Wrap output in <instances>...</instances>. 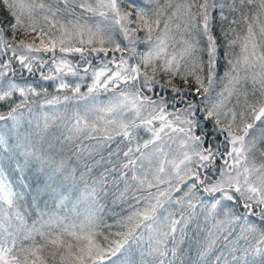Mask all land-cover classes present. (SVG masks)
Masks as SVG:
<instances>
[{"label":"snow or ice","instance_id":"1","mask_svg":"<svg viewBox=\"0 0 264 264\" xmlns=\"http://www.w3.org/2000/svg\"><path fill=\"white\" fill-rule=\"evenodd\" d=\"M37 72L93 101L53 139ZM0 264H264V0H0Z\"/></svg>","mask_w":264,"mask_h":264},{"label":"trees","instance_id":"2","mask_svg":"<svg viewBox=\"0 0 264 264\" xmlns=\"http://www.w3.org/2000/svg\"><path fill=\"white\" fill-rule=\"evenodd\" d=\"M80 0H77V3H79ZM89 3H92L93 5H95L96 0H88ZM163 2V0H161V3ZM136 3L138 4H143V0H136ZM76 12L79 14L81 12V9H79L78 7L76 8ZM85 18H88V22L91 23L93 20L96 21V19H101L98 16L93 17L91 13H85L84 14ZM68 17H65V19H67ZM83 22V21H81ZM111 55V54H110ZM117 56H119L120 54L117 53ZM76 60H79V57L76 56L73 59V62L75 63ZM96 64H98V61L93 60V66H95ZM18 67V65H17ZM45 72H47V68L44 69ZM25 77L28 79L29 82H35L37 84H43L47 90L48 93L50 94L49 98H51V95H59V96H64V95H71V92H57L56 88H55V83L53 81H42L40 79L39 73L37 72L35 75H28L27 73H24ZM66 80L71 83L73 86L79 82L81 84V92H87V88L85 87V84L87 83L85 80H79L76 77H66ZM220 91V86H216L215 91L212 92V98L216 97V92ZM149 95H151L149 93ZM41 99H43V97H41ZM74 101V100H73ZM70 101L68 102V104H65L63 101V105L64 107H62L61 109H52L53 107H55V105H45L43 108H39L37 106V108L34 110L35 115L32 118V125H33V129L36 128V124L37 122H39L40 124V129H43V125H44V117L45 115L48 116L49 118V128L47 130V136L49 139H53L54 137H59L61 135V133H66V127L65 124L67 123L69 118L74 117L73 114H70L71 112H69V110L72 108V106L74 105V103H76V101ZM235 98H232L231 103H229V107L232 106V104H234ZM73 111V110H72ZM70 114V115H69ZM53 117H55V119H53ZM149 133H147L146 131H144L143 129H140L139 131V136H140V142L142 143L143 140L148 139L149 138ZM89 143L88 141H85V144ZM56 146L60 147L59 143L56 142ZM66 148H71V145H67ZM68 155H71V151H68ZM107 154L105 153V156ZM97 159H99V157H96ZM90 164L92 163L91 160L88 161ZM103 171V166L98 167L95 172L98 175L99 172ZM124 187L123 183L120 184L119 188L122 190ZM152 191V190H151ZM142 193H136L137 196L141 195ZM144 195H146V193H143ZM119 196V191H117V188L115 185L111 184V178H109V195L107 197V199H105L104 201H102V203L104 204V212H103V219L104 222L106 224L112 225L113 227L111 228V231L115 232L117 230H121V226L117 224V221L120 220L121 218H126L133 210H135L136 208V202L135 200L132 199H128L127 201H119L117 200L116 203H113V200ZM129 196H131V193H129ZM173 196V200H175L174 194H172ZM180 196V195H179ZM129 205H132V207H129ZM142 206V204L140 205V207ZM186 207V206H185ZM87 209V204H81L80 205V210L81 211H86ZM170 211H176L177 212V218H179L178 215V210H176L175 208L169 207ZM201 209L200 207H197L196 212H200ZM201 222H203V217H200ZM29 223H31V221H29ZM105 231H107V229H105ZM191 232H190V236H191ZM192 245H193V249H195V240L193 238L192 240ZM188 245L185 244V247H187ZM195 255V252L193 251V256Z\"/></svg>","mask_w":264,"mask_h":264},{"label":"rangeland","instance_id":"3","mask_svg":"<svg viewBox=\"0 0 264 264\" xmlns=\"http://www.w3.org/2000/svg\"><path fill=\"white\" fill-rule=\"evenodd\" d=\"M101 19H102V18H101ZM101 19L98 18V19H96V21L93 20L90 24H95L98 20H101ZM98 66H99V64H96V65L93 66V67H98ZM79 75H80V76H84V79H83V80H85V81L87 82V83L85 84V87L88 88V85L92 82V74H91V70L87 73V75H85V73L83 72V66H81ZM66 77H73V76L68 75V76H66ZM76 78L79 79V77H76ZM79 80H80V79H79ZM84 93H87V92H84ZM93 95L96 97L97 101L103 103V102H106V101H107V100L113 95V93H112V92H105L103 89H101V90L97 91L96 93H94ZM60 97H61V103L56 104L55 107H53L52 109H61L62 107H64V105H63V103H62V101H63V96H60ZM74 101H76V103H74V105L72 106V108L69 110V112H71L70 114H73V115H74L77 111H79V112L82 114L83 111H84L85 104H87V105L90 106V105L93 103L92 100L83 101V100H79L78 98L75 99ZM74 101H73V102H74ZM72 110H73V111H72ZM70 114H69V115H70ZM169 143H171V142H169ZM176 147H177V145L172 144V149H173V150L176 149ZM166 150H167V148H166ZM173 183H174V181H173ZM166 187H168V185H166V184H165V185H161V190H162L163 188H166ZM152 191L155 192L156 189H152ZM173 194H174L175 199H176L179 195H180V196L183 195L182 192H173ZM185 206H186V205H185ZM141 207H143V204H142ZM170 207L175 208L176 210L179 209V206H178V205H175V204L170 205ZM133 211H134V210H133Z\"/></svg>","mask_w":264,"mask_h":264}]
</instances>
